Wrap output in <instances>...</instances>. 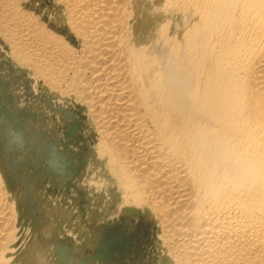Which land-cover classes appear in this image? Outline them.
I'll list each match as a JSON object with an SVG mask.
<instances>
[{"label": "bare ground", "instance_id": "obj_1", "mask_svg": "<svg viewBox=\"0 0 264 264\" xmlns=\"http://www.w3.org/2000/svg\"><path fill=\"white\" fill-rule=\"evenodd\" d=\"M57 2L55 24L0 0L2 31L83 102L109 181L148 208L167 259L264 264V0H179L196 21L161 46L134 41L131 0ZM14 222L0 177V261Z\"/></svg>", "mask_w": 264, "mask_h": 264}, {"label": "rangeland", "instance_id": "obj_2", "mask_svg": "<svg viewBox=\"0 0 264 264\" xmlns=\"http://www.w3.org/2000/svg\"><path fill=\"white\" fill-rule=\"evenodd\" d=\"M131 1L136 43L167 45L196 21L179 0ZM19 4L55 24L64 16L57 0ZM3 33L0 26V177L15 222L0 264H173L148 208L124 203L109 181L83 102L18 61Z\"/></svg>", "mask_w": 264, "mask_h": 264}]
</instances>
